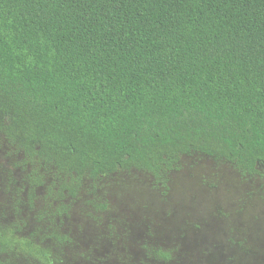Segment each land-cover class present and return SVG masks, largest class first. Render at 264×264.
Wrapping results in <instances>:
<instances>
[{
    "label": "trees",
    "instance_id": "16d2710c",
    "mask_svg": "<svg viewBox=\"0 0 264 264\" xmlns=\"http://www.w3.org/2000/svg\"><path fill=\"white\" fill-rule=\"evenodd\" d=\"M0 135L57 202L191 154L264 179V0H0ZM20 253L56 264L0 228Z\"/></svg>",
    "mask_w": 264,
    "mask_h": 264
},
{
    "label": "rangeland",
    "instance_id": "374dc122",
    "mask_svg": "<svg viewBox=\"0 0 264 264\" xmlns=\"http://www.w3.org/2000/svg\"><path fill=\"white\" fill-rule=\"evenodd\" d=\"M30 172L0 135V228L49 248L56 264H264L258 174L191 154L165 184L121 172L86 179L74 198L64 192L57 202L51 193L61 188L52 177L30 194ZM23 256L4 264H31Z\"/></svg>",
    "mask_w": 264,
    "mask_h": 264
}]
</instances>
